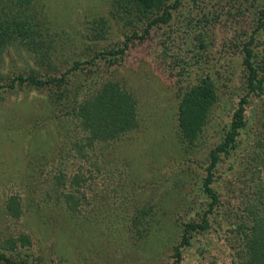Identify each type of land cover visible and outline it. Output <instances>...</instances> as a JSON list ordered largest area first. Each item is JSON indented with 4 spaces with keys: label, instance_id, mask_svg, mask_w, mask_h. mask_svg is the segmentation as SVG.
<instances>
[{
    "label": "rangeland",
    "instance_id": "1",
    "mask_svg": "<svg viewBox=\"0 0 264 264\" xmlns=\"http://www.w3.org/2000/svg\"><path fill=\"white\" fill-rule=\"evenodd\" d=\"M31 5L48 21L54 47L42 56L26 44L9 45L0 52V83L17 73L58 76L82 55L95 57L99 49L126 42L127 48L110 61L82 63L66 84L24 83L3 98L0 93V243L28 236L29 243L10 252L26 264H169L181 224L199 220V207L207 204L202 181L209 152L245 92L242 43L256 28L264 0H180L170 21L146 33L142 11L125 21L118 0ZM203 15L206 22L199 21ZM205 75L217 100L196 140L187 142L178 106ZM107 80L131 94L136 126L116 135L110 130L106 140L87 145L80 120L70 118L73 102L67 104L70 98L81 104L89 89ZM263 99L252 98L239 146L219 164L212 183L222 203L220 220L228 226L219 228L209 217L211 227L195 233L181 264H235L233 228L252 207L262 208L264 198ZM12 195L21 202L17 218L7 211ZM139 216L155 221L146 239L134 230Z\"/></svg>",
    "mask_w": 264,
    "mask_h": 264
},
{
    "label": "trees",
    "instance_id": "2",
    "mask_svg": "<svg viewBox=\"0 0 264 264\" xmlns=\"http://www.w3.org/2000/svg\"><path fill=\"white\" fill-rule=\"evenodd\" d=\"M31 2L33 0H8V3L7 1L4 2V6L0 8V52L17 42L22 43L24 47L26 44L27 50L37 51L42 56L48 55L50 49L54 47L51 42L52 37L49 32L48 21L40 9H35ZM173 2H175L173 3L175 6L180 5V0ZM173 4H169L168 0H118L119 10L125 21H127L128 16L133 15L131 14L133 12L139 10L144 12L139 11L142 21L143 17L146 19L145 33L157 22L166 23L170 21L172 16L170 9L175 7ZM258 15L256 28L242 43L245 92L237 101L222 138L209 152L206 176L202 181V194L206 197L207 204L204 207H199L202 211L199 220H187L181 224L180 238L176 243L171 244L169 257L172 261L169 264L182 263L184 251L186 247L192 245L195 233H204L211 227L209 217H216L219 228L222 224L228 226V223L220 220L222 203L212 183L215 180L214 177L219 164L224 158H229L239 146V135L247 127V109L251 105L252 98L255 96L264 98V35L259 36V29L264 28V7L258 11ZM199 21L206 22L207 16L203 15ZM197 33L201 34L202 32ZM126 48L127 42L123 48L118 47L107 51L99 49L95 52V57L82 55V59L73 61L70 71L62 72L58 76L47 75L49 77L44 79L39 76L42 74L39 72L14 74L9 76V82L0 83V93L3 94V98L4 92L12 91L24 83L35 86L49 83H56L59 86L66 84L67 74L80 69L82 63L88 66L92 65L93 62L95 63L96 59L107 61L108 56L121 55ZM98 86L99 88L94 89V91L89 89V95L87 93L86 99L81 104L74 103V98H70L67 104L73 102L71 109L75 115L70 118L80 120V125L85 128L87 145L91 146L95 140H106V135H109L110 130L114 131L116 135L136 126L137 113L131 94L120 84L110 80ZM67 95L69 98L73 93ZM216 100L215 84L208 75H205L198 84L193 85L183 94L178 106V121L182 137L187 142L196 140ZM83 146L84 143L80 146L81 151ZM259 202L262 203V208L252 207L251 211L249 210L250 214L241 216L235 224L236 227L233 228L238 234L236 239L239 244V249L235 252V264H264V198L260 199ZM7 211L9 215L15 218L21 216V202L17 195L8 198ZM144 213L145 211L143 215ZM154 224L155 221L152 216L148 220H145L144 216H139L136 217L134 230L140 238L146 239L154 231ZM29 242V237L26 235L3 240L0 243V264H26L25 259L16 260L10 252H13L11 249L19 246V243L23 245Z\"/></svg>",
    "mask_w": 264,
    "mask_h": 264
}]
</instances>
